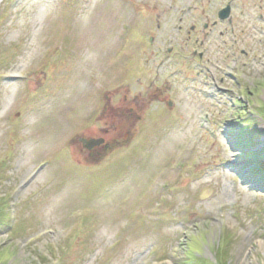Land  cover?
<instances>
[{
	"label": "rangeland",
	"instance_id": "374dc122",
	"mask_svg": "<svg viewBox=\"0 0 264 264\" xmlns=\"http://www.w3.org/2000/svg\"><path fill=\"white\" fill-rule=\"evenodd\" d=\"M2 206L0 264H264V0H0Z\"/></svg>",
	"mask_w": 264,
	"mask_h": 264
},
{
	"label": "water",
	"instance_id": "95a60500",
	"mask_svg": "<svg viewBox=\"0 0 264 264\" xmlns=\"http://www.w3.org/2000/svg\"><path fill=\"white\" fill-rule=\"evenodd\" d=\"M229 8H227L226 10H224L223 12H221L220 14V19L224 20L226 19L228 16H229ZM86 143V148L87 149H90L92 148L94 145H98L100 143H102V141H88V142H85Z\"/></svg>",
	"mask_w": 264,
	"mask_h": 264
},
{
	"label": "bare ground",
	"instance_id": "6f19581e",
	"mask_svg": "<svg viewBox=\"0 0 264 264\" xmlns=\"http://www.w3.org/2000/svg\"><path fill=\"white\" fill-rule=\"evenodd\" d=\"M92 19V18H91ZM98 19L100 20V15L99 14H93V19H92V22H90V23H88L87 25H92L91 26V29H94L95 28V26L97 25V23H98ZM84 31H88V30H86V29H84ZM96 42V40H94L93 42H92V44H94ZM35 54V53H34ZM10 76V75H9Z\"/></svg>",
	"mask_w": 264,
	"mask_h": 264
},
{
	"label": "trees",
	"instance_id": "16d2710c",
	"mask_svg": "<svg viewBox=\"0 0 264 264\" xmlns=\"http://www.w3.org/2000/svg\"><path fill=\"white\" fill-rule=\"evenodd\" d=\"M254 164V163H253ZM254 170H256V171H258L259 173H261L260 172V170H259V167H258V165H256L255 167H254ZM262 174V173H261ZM5 206V205H4ZM2 208H3V206L2 207H0V212L2 211ZM1 214V213H0Z\"/></svg>",
	"mask_w": 264,
	"mask_h": 264
},
{
	"label": "flooded vegetation",
	"instance_id": "af4514ba",
	"mask_svg": "<svg viewBox=\"0 0 264 264\" xmlns=\"http://www.w3.org/2000/svg\"><path fill=\"white\" fill-rule=\"evenodd\" d=\"M215 25H216V24H215ZM191 30L194 31V30H195L194 27H192Z\"/></svg>",
	"mask_w": 264,
	"mask_h": 264
}]
</instances>
